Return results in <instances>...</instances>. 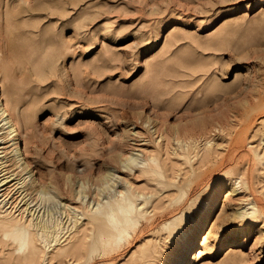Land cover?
Segmentation results:
<instances>
[{"label":"rangeland","instance_id":"rangeland-1","mask_svg":"<svg viewBox=\"0 0 264 264\" xmlns=\"http://www.w3.org/2000/svg\"><path fill=\"white\" fill-rule=\"evenodd\" d=\"M0 79L46 222L0 228V264H178L199 239L188 264H264V0H0ZM250 114L197 181L201 131Z\"/></svg>","mask_w":264,"mask_h":264},{"label":"bare ground","instance_id":"bare-ground-1","mask_svg":"<svg viewBox=\"0 0 264 264\" xmlns=\"http://www.w3.org/2000/svg\"><path fill=\"white\" fill-rule=\"evenodd\" d=\"M7 57L8 55L6 53V55L2 57V60H5ZM262 111H264V103L258 107V112ZM252 118L253 114H250L246 118L237 119L236 123L226 121L224 122V124L221 123L219 124V126H214L215 129H218L219 135H222L224 133L226 134L225 140L220 143H218L217 141H213V138L216 134L213 136V138L209 137L211 128L205 127V129L201 131V137H203V139L205 140L204 148L202 147V151L195 152V150H193V169H195L193 171H198L196 178L197 181H202L209 174L221 168L226 161L230 163H236L238 161V152H236L233 156H228V154L234 147L241 145L243 142H246L248 132L252 129L253 126ZM20 133V125L17 121L15 113L12 110V104L6 96V91L3 82H1L0 228L3 231L2 235L4 239L11 238L13 241H23L22 245L25 244V242L27 241V243L29 242L34 245L36 236L39 232L38 227H46L45 221V223H43L41 219L35 220L37 217L35 216L36 214L34 209V206L36 204L35 194L41 190L40 185L41 183H43V181L37 183L35 179L36 177L27 178V173L30 174L33 169L32 164L29 161L28 156L25 152V149L22 146L23 142H21ZM262 135L263 136L259 138L260 144H262V141L264 139V134ZM194 141H196V137H194L193 135V143ZM194 146L195 145H193V147ZM246 159L247 166L245 170L240 175H238V177L234 176L236 179H238V186L232 187V189L229 190L227 194H232V192L237 189L249 186V172L251 170L252 164L254 163V159L250 156H247ZM237 168L236 171H238L239 169ZM32 173L30 175H32ZM243 183H245V185ZM252 194H255L254 191H252ZM256 199L257 201H259L258 197H256ZM131 209H133V202L132 200H129L125 203L120 202L117 207L112 206L111 210L108 211H130ZM256 209L260 210V205H257ZM137 222L138 219H135V224ZM203 242L204 239H199L197 242L198 244L196 243L192 245L179 259L178 264H188L191 255L195 251H198V254H200L202 250L198 249H200ZM22 245H20L19 247L16 246L15 251L18 252V255L16 254L17 256L25 255L24 251L22 253L20 251ZM14 260H17V258Z\"/></svg>","mask_w":264,"mask_h":264}]
</instances>
